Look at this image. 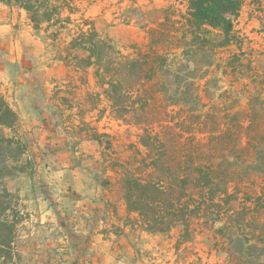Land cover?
<instances>
[{
	"label": "rangeland",
	"instance_id": "374dc122",
	"mask_svg": "<svg viewBox=\"0 0 264 264\" xmlns=\"http://www.w3.org/2000/svg\"><path fill=\"white\" fill-rule=\"evenodd\" d=\"M186 1L71 0L72 24L42 23L37 31L23 9L0 2V96L17 115L5 133L23 147L0 186V264H250L236 262L226 236L202 220L192 222L188 239L179 226L145 232L127 208L124 180L148 177L156 154L148 157L140 142L144 129L170 140L174 170L179 137L205 139L244 119L252 98L264 96V0L244 1L233 22L236 43H214L210 57L196 56L206 73L196 83L199 93L208 90L204 106H168L145 84L154 98L150 125L117 118L97 67L85 66L84 52L68 50L78 24L91 21L123 56L136 58L148 49V28L166 17L181 21ZM171 26L165 41L180 33L170 35Z\"/></svg>",
	"mask_w": 264,
	"mask_h": 264
},
{
	"label": "trees",
	"instance_id": "16d2710c",
	"mask_svg": "<svg viewBox=\"0 0 264 264\" xmlns=\"http://www.w3.org/2000/svg\"><path fill=\"white\" fill-rule=\"evenodd\" d=\"M244 1L187 0L181 21L166 17L148 28V49L136 58L123 56L91 21L78 24L68 50L84 52L85 66L97 67L95 78L100 80L102 94L117 118L129 116L136 123L150 125L153 115L148 108L154 98L144 91L146 83L157 88L168 106L197 110L205 105L203 99H209L208 90L204 88L199 93L196 83L205 79L206 73L196 56L210 57L214 43L220 47L236 43L233 22ZM0 2L23 9L36 31L42 23L67 28L73 22L71 0ZM65 12L68 15L64 16ZM168 24L172 25L170 35L180 33L165 41L162 36L168 31ZM252 100L244 119H231L205 139L179 137L173 143L177 150L174 170L169 167L170 140H160L144 129L140 142L148 157L153 151L156 155L149 157L148 177L126 176L124 190L127 208L138 215L145 232L166 233L179 226L188 239L192 222L202 220L214 229L213 233L226 236L236 262L250 258L246 263L264 264V96L258 94ZM16 121V113L0 96L2 187L11 172L10 163L23 153L21 142L5 133ZM2 190L6 193L5 188ZM46 199L51 200L49 196ZM252 225L258 229H251Z\"/></svg>",
	"mask_w": 264,
	"mask_h": 264
}]
</instances>
